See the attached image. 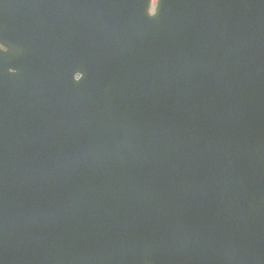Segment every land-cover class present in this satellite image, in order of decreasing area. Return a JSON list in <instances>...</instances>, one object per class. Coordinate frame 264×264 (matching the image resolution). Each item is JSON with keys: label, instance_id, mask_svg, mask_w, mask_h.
Here are the masks:
<instances>
[{"label": "water", "instance_id": "obj_1", "mask_svg": "<svg viewBox=\"0 0 264 264\" xmlns=\"http://www.w3.org/2000/svg\"><path fill=\"white\" fill-rule=\"evenodd\" d=\"M150 1L0 0V264H264V0Z\"/></svg>", "mask_w": 264, "mask_h": 264}, {"label": "rangeland", "instance_id": "obj_2", "mask_svg": "<svg viewBox=\"0 0 264 264\" xmlns=\"http://www.w3.org/2000/svg\"><path fill=\"white\" fill-rule=\"evenodd\" d=\"M157 5V0H154L153 5H152V12L155 10Z\"/></svg>", "mask_w": 264, "mask_h": 264}, {"label": "snow or ice", "instance_id": "obj_3", "mask_svg": "<svg viewBox=\"0 0 264 264\" xmlns=\"http://www.w3.org/2000/svg\"><path fill=\"white\" fill-rule=\"evenodd\" d=\"M7 50H8L7 48L4 49L5 52H6Z\"/></svg>", "mask_w": 264, "mask_h": 264}, {"label": "flooded vegetation", "instance_id": "obj_4", "mask_svg": "<svg viewBox=\"0 0 264 264\" xmlns=\"http://www.w3.org/2000/svg\"><path fill=\"white\" fill-rule=\"evenodd\" d=\"M1 48V47H0Z\"/></svg>", "mask_w": 264, "mask_h": 264}]
</instances>
